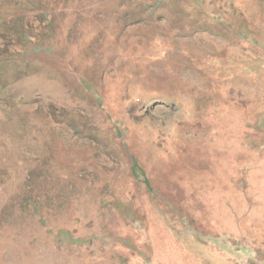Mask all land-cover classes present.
<instances>
[{"label": "rangeland", "instance_id": "obj_1", "mask_svg": "<svg viewBox=\"0 0 264 264\" xmlns=\"http://www.w3.org/2000/svg\"><path fill=\"white\" fill-rule=\"evenodd\" d=\"M0 264H264V0H0Z\"/></svg>", "mask_w": 264, "mask_h": 264}]
</instances>
